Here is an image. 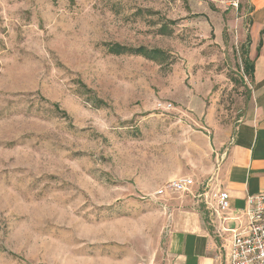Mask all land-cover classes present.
Here are the masks:
<instances>
[{
    "label": "rangeland",
    "instance_id": "obj_1",
    "mask_svg": "<svg viewBox=\"0 0 264 264\" xmlns=\"http://www.w3.org/2000/svg\"><path fill=\"white\" fill-rule=\"evenodd\" d=\"M252 10L0 0V264H155L172 214L214 198L251 33L264 52ZM181 176L191 192L154 194Z\"/></svg>",
    "mask_w": 264,
    "mask_h": 264
},
{
    "label": "crops",
    "instance_id": "obj_2",
    "mask_svg": "<svg viewBox=\"0 0 264 264\" xmlns=\"http://www.w3.org/2000/svg\"><path fill=\"white\" fill-rule=\"evenodd\" d=\"M255 23L264 22V0H251ZM254 26V25H253ZM259 34V33H258ZM248 51L254 60L250 103L228 138L215 189L229 194V205L179 209L168 222L165 252L155 264H229L230 235L246 222L245 207L249 195L264 192V52H256L251 33ZM215 192V193H216ZM159 262V263H158Z\"/></svg>",
    "mask_w": 264,
    "mask_h": 264
},
{
    "label": "built area",
    "instance_id": "obj_3",
    "mask_svg": "<svg viewBox=\"0 0 264 264\" xmlns=\"http://www.w3.org/2000/svg\"><path fill=\"white\" fill-rule=\"evenodd\" d=\"M168 108L171 104H165ZM193 179L181 176L169 180L162 188L155 191L156 195L169 192H191ZM168 191V192H167ZM205 198V204L215 208L206 200V194H199ZM217 208L225 209L229 205V194L218 190L214 196ZM246 222L240 229L233 230L230 235L229 264H264V192L249 195L245 207Z\"/></svg>",
    "mask_w": 264,
    "mask_h": 264
},
{
    "label": "trees",
    "instance_id": "obj_4",
    "mask_svg": "<svg viewBox=\"0 0 264 264\" xmlns=\"http://www.w3.org/2000/svg\"><path fill=\"white\" fill-rule=\"evenodd\" d=\"M264 32V29L262 28L260 30V36L261 34ZM248 39V37H247ZM112 50L116 53H121V52H124V51H130L129 48H124L122 46H114V48L112 47ZM134 52L136 54H142V55H149L148 54V51L144 48H135L134 50H131V52ZM248 47H246V49L243 51L242 53V62H243V70H244V73L248 74L250 76V78H252V75H253V71H254V64H253V60L249 58L248 56ZM160 52V51H159Z\"/></svg>",
    "mask_w": 264,
    "mask_h": 264
}]
</instances>
